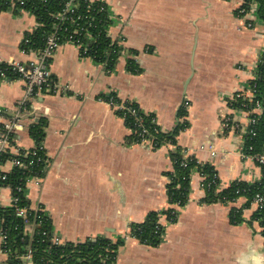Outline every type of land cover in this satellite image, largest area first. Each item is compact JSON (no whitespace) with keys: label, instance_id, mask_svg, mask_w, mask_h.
I'll return each instance as SVG.
<instances>
[{"label":"crops","instance_id":"crops-1","mask_svg":"<svg viewBox=\"0 0 264 264\" xmlns=\"http://www.w3.org/2000/svg\"><path fill=\"white\" fill-rule=\"evenodd\" d=\"M91 1L108 5L109 35L124 39V47L137 54L141 71L129 72L128 60L121 56L110 72L82 57L74 44L60 45L50 69L66 90L38 95L24 114V128L12 150L32 149L36 142L30 127L46 119L48 169L40 185L29 188L30 206L44 208L62 242L123 238L117 264H264V236L253 219L254 202L249 204L246 197L233 204L207 201L206 176L197 167L191 171L188 203L178 210L176 221L165 215L161 219L165 232L158 247L129 234L130 224L173 208L167 173L173 171L172 153L178 148L183 159L192 156L216 170L217 193L235 181L254 183L263 177L262 168L245 156L252 111L233 106L239 93L249 96L264 54L258 7L244 17V0ZM37 27L30 11H0V54L5 61L36 58L21 48L26 34ZM109 93L156 115L165 133L183 123L188 126L177 133L176 143L157 149L133 143L125 120L99 100ZM23 95L21 79H0V108L14 112ZM253 112L261 114L262 109ZM7 119L0 117V122ZM227 119L231 126L225 129ZM12 168L11 161L3 167L7 172ZM11 203L10 187H1L0 205ZM233 207L242 210L243 221L237 225L230 219ZM8 258L0 239V264H8Z\"/></svg>","mask_w":264,"mask_h":264},{"label":"trees","instance_id":"trees-1","mask_svg":"<svg viewBox=\"0 0 264 264\" xmlns=\"http://www.w3.org/2000/svg\"><path fill=\"white\" fill-rule=\"evenodd\" d=\"M20 1L24 4L21 5ZM70 0H0V11L32 12L40 25L34 31L27 33L22 48L28 52L39 51L45 47L48 36L53 32V26L57 23L56 16L62 12ZM76 7L73 12L74 17L80 16L85 18L82 23L91 22L92 34L95 39L89 40L85 35L80 36L83 44L88 48V53L83 56L93 59L96 63L103 64L107 70L112 72L121 56H126L128 63V71L138 74L141 67L136 60V53L126 49L123 45L114 43L112 38L107 34L111 20L106 16L110 14L108 5L101 1L92 3L90 0H73ZM107 7V11L99 12L98 7ZM256 5L258 7V16L264 22V0H244L241 9L247 12ZM241 16H244L240 13ZM68 30L73 31L75 24H67ZM28 41V43H25ZM5 64H0V71H5L7 78L14 80L17 75L9 70H5ZM251 89L254 91L253 102L248 97H241L233 105L252 111L251 116L256 118L257 122L251 125L256 132L254 137L247 135L246 149L253 146L251 153H264V54L258 65L257 78L250 83ZM106 99L113 98L115 103L122 105L123 108L116 111L120 117H124L127 126L132 130L131 142L138 143L140 137L136 131L142 132L148 130L146 137H152L155 141L154 148L161 147L166 142L176 143V135L180 130L186 128L188 123L178 126L172 133H165L157 123L156 115L146 113L135 102L123 101L115 93L103 94ZM260 101L262 104V113H253L256 105L255 102ZM130 110H135L133 114ZM46 119L40 118L37 123L30 127V135L36 142L35 146L37 155H30L23 158L25 163L30 160L35 161L33 165L28 167L26 171L14 167L8 174L6 185L15 188L17 185L24 186L28 176L45 175V166H47L46 149L44 146ZM2 123H0V127ZM246 152H248L246 150ZM15 157L14 154L4 156V161ZM188 160V165L184 166L180 148L172 153L174 168L172 172L167 173L169 179L168 196L171 204H178L185 207L188 203L190 192V176L193 168L197 167L200 172L206 176L205 188L208 192L207 201L221 202L230 204L240 197H246L248 203L252 204L256 195L260 194L264 197V171L261 180L254 183H246L243 181H235L230 187L224 191L217 193L216 189L219 183L218 175L215 169L208 164L198 162L194 157ZM15 195L19 196V201L14 206L4 207L0 205V229L7 234L6 249L8 252V264H25L21 258L27 254H31V260L35 264H117L118 251L125 243L123 238L116 240L108 237L89 238L83 242H67L55 244L53 237L55 235L53 223L50 216L46 212H39V218L30 216L33 222L30 228L24 222V219L16 215V207L29 205V200L21 191ZM179 211L175 208L166 210L153 211L148 214L142 223L130 224L129 234L138 239L142 244L158 247L163 239L165 228L159 224L160 215H166L170 222H175L178 218ZM232 224H240L243 221L242 210L232 208L230 212ZM253 219L258 221L262 227L264 236V203L262 208H257L254 212Z\"/></svg>","mask_w":264,"mask_h":264},{"label":"built area","instance_id":"built-area-1","mask_svg":"<svg viewBox=\"0 0 264 264\" xmlns=\"http://www.w3.org/2000/svg\"><path fill=\"white\" fill-rule=\"evenodd\" d=\"M91 1V0H90ZM94 3L95 1H91ZM104 2V1H101ZM105 3V2H104ZM20 4L23 5L24 2L20 1ZM75 3L73 0H70L67 5L65 6L64 10L57 14L56 20L57 23L53 26V32L48 36L46 40L45 47L39 51H31L36 54V58L29 62H20L15 60H9L5 61L2 55L0 54V64H5L6 67L5 70H9L11 68V71L14 72L18 77L17 79H21L24 83V95L20 99L19 103L17 104L16 110L14 112H8L7 110L0 108V117H8L7 121L0 122L2 123V126L0 127V188L10 185H6L8 180V174L10 172H7L3 169L4 164L8 161L12 162L13 168L18 167L24 172L28 167L34 164L35 161L30 160L28 163H25L23 161V158H28L30 155H37L36 149L37 147L34 146L32 149H20L18 150L17 154H14L12 150L16 148V141H17V134L18 132L24 128V114L28 112L31 108L32 103L37 99L38 95L40 94H58L63 93L66 89H64L52 76V72L50 69L51 60L54 56V53L56 50L60 47V45L64 43H72L76 47H78L80 55L82 57L84 54L88 53V48L83 44V42L80 39V36L85 35V37L89 40L95 39V36L91 32V28L93 27V24L91 22L82 23V20H85V18H81L80 16L74 17L72 14L75 10ZM107 7L100 6L98 7L99 12L107 11ZM240 13L244 15V17L248 16L250 11L247 12L245 9H240ZM107 19H111V15L106 16ZM67 24H75L73 31L68 30ZM252 22H248V27L252 26ZM40 25L38 24V27ZM107 34L108 28H107ZM110 36V35H109ZM113 40V39H112ZM24 41V40H23ZM114 43H117L119 45L124 46V39L121 38L119 40H113ZM25 43H28V41H25ZM24 53H31L28 52L25 48H21ZM149 51V48L146 49ZM0 79H8L5 71H0ZM243 93H239L237 95L238 98L245 97ZM251 97L249 100L253 102L254 98V91L250 89L249 96ZM100 101L107 102L110 106L114 107V109L117 111L119 109H122V105H118L115 103L113 98L106 99L103 96L99 97ZM255 110H261L262 104L260 101L255 102ZM133 114L136 113L135 110H130ZM260 114L259 112H253ZM124 119V117H122ZM125 120V119H124ZM257 120L256 118L252 117L250 115L248 120V129L245 133V142L247 135H251V137H254L256 135V132L253 128H251V125L256 124ZM231 126L230 119H227L224 121V128L228 129ZM239 125H236L238 128ZM138 136L140 137V140L138 144L142 145H152V147L155 146V141L152 137H146V133H148V130H143L142 132L136 131ZM45 147L41 146V149H44ZM246 150L248 152H246ZM253 151V146H249L247 149H245V156L252 158L264 171V153H251ZM7 154H14L15 157L7 159L4 161V156ZM192 156H187L183 162L184 166L188 165V160ZM47 160V159H46ZM48 162V161H47ZM48 165V164H47ZM12 168V169H13ZM47 166H45V172L47 170ZM43 176L38 175H31L27 177V180L25 182L24 186L17 185L14 189L10 187L12 191V203L11 206H14L19 201V196L15 195L19 192H23L25 197L28 198L27 194L29 191V188L31 185H40L42 182ZM239 199V198H238ZM234 200V202H231V204L238 201ZM264 203V197L263 195H256L254 199V204L257 208H262ZM173 208H175L177 211L180 210L183 207H180L178 204H173ZM39 212H45L44 208L42 206L33 209L30 204L23 207H16V215L22 219H24L25 224L27 225V228H30V226L33 225V222L29 219L30 216L34 215V217L39 218L38 213ZM164 215H160L159 217V224L163 225L161 223V219ZM166 216V215H165ZM0 239H1V252L6 253L7 255V249H6V241H7V234L0 229ZM53 242L55 244H61L62 240L58 235H54ZM22 260L31 259V254L24 256L21 258Z\"/></svg>","mask_w":264,"mask_h":264}]
</instances>
